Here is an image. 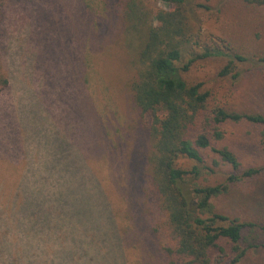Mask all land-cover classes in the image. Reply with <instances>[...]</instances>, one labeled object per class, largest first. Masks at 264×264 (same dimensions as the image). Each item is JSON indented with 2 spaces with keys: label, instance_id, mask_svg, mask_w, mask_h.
Returning a JSON list of instances; mask_svg holds the SVG:
<instances>
[{
  "label": "rangeland",
  "instance_id": "obj_1",
  "mask_svg": "<svg viewBox=\"0 0 264 264\" xmlns=\"http://www.w3.org/2000/svg\"><path fill=\"white\" fill-rule=\"evenodd\" d=\"M121 1H3L0 63L9 86L0 93V237H6L0 264H31L36 256L45 264H166L169 228L147 175L150 117L140 118L127 89L144 29H131ZM141 1L152 13L168 10L158 0ZM187 1L200 46L246 59L227 77L219 76L227 60L221 56L197 61L182 75L209 93L205 115L218 109L261 113L264 6ZM219 130L221 140L212 137V126L207 130L214 147L231 150L243 169L264 167V126L228 123ZM201 153L205 168L198 184L224 183L230 167ZM12 195L27 200L28 211L11 216ZM65 198L76 206H65L61 217L58 199ZM212 203L216 211L256 225L254 241L244 233L241 248L252 246L238 264H264V172L236 182ZM79 219L69 233L63 221ZM54 223L58 231L49 228ZM56 234L74 243L66 237L42 255L45 244L37 235ZM230 257L228 247L222 257L212 255V264H228Z\"/></svg>",
  "mask_w": 264,
  "mask_h": 264
},
{
  "label": "trees",
  "instance_id": "obj_2",
  "mask_svg": "<svg viewBox=\"0 0 264 264\" xmlns=\"http://www.w3.org/2000/svg\"><path fill=\"white\" fill-rule=\"evenodd\" d=\"M3 1L0 0V14ZM158 1L166 5L168 10L152 13L141 0H122L121 3L131 29H144V43L133 60L136 76L127 83V89L140 118L150 117L147 175L157 205L166 215L169 228L171 244L162 249L166 264H212V255L215 253L222 257L228 247L231 253L228 264H238L252 246L250 244L241 248L240 243L246 239L244 233L249 232L254 241L252 230L256 225L216 211L212 201L227 193L236 182L261 174L264 167L241 168L231 150L212 145L207 130L212 126V137L221 140L223 133L219 127L222 124L245 122L264 126V105L261 113L242 114L218 109L207 117L205 110L209 93L202 89L201 83H190L182 75L189 72L197 61L221 56L227 60L219 76L227 77L233 73L236 62H244L246 59L230 49L200 46L195 40L198 27L191 18L187 0ZM241 1L247 5L264 6V0ZM258 62L264 66V57L259 58ZM8 86L9 80L3 74L0 63V93ZM201 151H209L219 159V163L230 167L232 172L224 183L198 184L205 168ZM180 160L190 161L193 165L189 169L183 168L179 164ZM214 164L218 165L216 161ZM97 191L103 196L99 186ZM24 201L29 203L24 198L12 195L9 208L13 211L11 216L28 211L23 206ZM30 203L33 206V202ZM58 204L63 206L62 217L64 207L76 206V201L58 199ZM40 205L37 201L35 207L40 209ZM105 212L108 221L113 222L108 206ZM80 221L63 222L72 234ZM63 222L60 225L64 228ZM49 228L58 231L60 226L54 223ZM260 229L264 232V226ZM37 237L45 244V249L41 251L45 256L50 251L54 252L53 246L66 237L74 243L73 237L67 234L47 235L43 239L41 235ZM5 238L0 237V242ZM130 243L134 242L130 240ZM31 264L45 263L36 256Z\"/></svg>",
  "mask_w": 264,
  "mask_h": 264
}]
</instances>
